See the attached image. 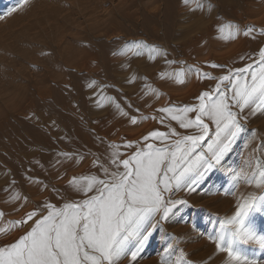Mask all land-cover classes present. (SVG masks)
I'll list each match as a JSON object with an SVG mask.
<instances>
[{
	"label": "rangeland",
	"instance_id": "374dc122",
	"mask_svg": "<svg viewBox=\"0 0 264 264\" xmlns=\"http://www.w3.org/2000/svg\"><path fill=\"white\" fill-rule=\"evenodd\" d=\"M63 1L73 5V9L67 6L60 12L62 16L67 15V20L57 22L45 38L39 39V43L62 44L65 59L60 55L54 56L48 64H38L35 68L31 61L18 63L7 77L18 80V89L14 92L4 86L3 79L0 82V96L6 98L0 108L1 114H12L10 118L7 115L0 117V185L15 181L14 194L22 198L19 202L12 200L8 191L0 196V201L4 199L6 203L0 202L6 210L2 218L5 228L9 220L21 218L45 198L57 206L62 204L64 201L52 192L53 186L64 192L67 181L73 176L86 174L85 170L103 178L102 173L92 166V160L97 155L103 158L108 143L122 145L132 140L142 145L141 138L149 131H167L169 119L160 123L161 114L157 111L160 107L198 103L195 97L200 91L215 84L213 80H200L193 74L184 84L177 85L168 76L161 77L159 74L173 73L180 65H166L163 56L149 59L147 50H126L123 45L136 39L157 44L167 50L168 59H183L189 64L199 62V66L204 71H211L213 76L224 74L225 70H213L206 61L231 62L232 67H243L253 58L258 59V49L264 46V34L254 33L245 37L241 32L235 39L223 41L219 31L221 26L229 23L238 24L242 29L246 25L264 28V0H246L241 6L227 0L226 7L223 0ZM13 2L0 0V15ZM209 2L214 6L211 10L206 8ZM198 4L205 7H198ZM9 17L5 16L2 24ZM93 35L97 39L91 50L88 49V42ZM77 39L80 43L76 44ZM137 51L141 54L137 55ZM241 54L249 59L239 60ZM60 60H66V69L56 66ZM5 62L10 63V58H6ZM17 70L20 71L19 77L16 76ZM28 79L32 80L30 91L38 94L44 92L41 82L45 83L48 79L45 95L51 98L50 101L33 104L14 102L12 93L23 94ZM61 79L67 80L63 87L59 85ZM152 88L157 89L160 95L154 96L150 91ZM109 96L116 98L129 117L116 114ZM131 116H137L135 124L130 122ZM245 123V131L237 136L222 163L198 182L195 191L177 194L176 198H182L187 203L178 205L165 222L169 229L177 228L181 241L173 259L180 251L195 264H222V259H226V254L215 251V245L207 234L219 227V219L235 212L239 197L259 191L244 181L233 187L231 177L234 170L243 166L245 158H249L253 166L256 160H264V113L255 114ZM171 125L178 131H184L174 121ZM97 137L103 138L104 143L101 144ZM149 142L153 141L150 139ZM61 151L76 152L84 159L65 160L63 164L55 165L57 153ZM119 151L126 158L135 151V145L131 149L121 147ZM28 177L32 180L29 181ZM81 198L79 195L72 197ZM201 204L203 211L198 212ZM177 216L180 218L173 223ZM248 222L258 234H264V202L259 211L250 213ZM30 225L31 222L14 228L5 237H11L15 230L18 236L22 235ZM161 236L159 230L154 232L135 264H161L156 259L157 254L167 246ZM240 250L257 260L258 264H264V249L242 244Z\"/></svg>",
	"mask_w": 264,
	"mask_h": 264
},
{
	"label": "snow or ice",
	"instance_id": "6c2138e0",
	"mask_svg": "<svg viewBox=\"0 0 264 264\" xmlns=\"http://www.w3.org/2000/svg\"><path fill=\"white\" fill-rule=\"evenodd\" d=\"M28 3L29 0H16L13 7L0 15V20ZM198 7L205 5L198 4ZM213 7L211 2L206 5L208 10ZM219 31L223 41L233 40L241 32L245 37L264 34V28L246 25L242 29L235 23L221 26ZM122 47L126 50L142 48L147 50L149 59L163 56L166 65H180L173 73L159 74L168 76L177 85L184 84L193 74L200 80H213L215 84L200 91L195 97L198 103L160 107L157 110L161 114L160 123L169 119L167 131H149L141 138L142 145L132 140L122 145L108 143L103 158L97 155L92 160V166L103 178L95 172L73 176L67 181L64 192L52 187V192L64 201L62 204L57 206L45 198L21 218L9 220L8 227H0L3 234L31 222L18 238L0 245V264H135L157 230L167 243L158 253L161 264H195L185 258L183 251L173 259L181 241L178 236L165 232L164 223L178 205L187 203L176 198L177 194L195 191L198 182L222 163L237 136L245 131V122L257 113H264V46L258 49V59L253 58L243 67H232L231 62L206 61L213 70H225L219 76L204 71L199 62L189 64L183 59H168L166 49L142 39ZM238 59L249 58L241 54ZM150 91L154 96L160 95L155 88ZM108 100L117 115L129 117L115 97L109 96ZM129 119L132 124L137 122V116ZM172 121L184 131L173 127ZM97 139L104 143L103 138ZM150 139L153 142L150 143ZM134 145L135 151L126 158L119 151L121 147L131 149ZM82 159L83 155L76 152L61 151L57 153L55 165ZM231 178L233 187L244 181L259 191L239 197L235 212L219 219V227L209 231L207 238L214 243L216 252L226 254L222 264H258L240 250V245L264 249V234H258L248 222L250 213L259 211L264 202V160H256L253 166L252 161L245 158L243 166L234 170ZM10 184L11 199L19 202L22 198L14 194L16 182ZM77 195L83 198L72 199ZM4 216L0 211V217Z\"/></svg>",
	"mask_w": 264,
	"mask_h": 264
},
{
	"label": "bare ground",
	"instance_id": "6f19581e",
	"mask_svg": "<svg viewBox=\"0 0 264 264\" xmlns=\"http://www.w3.org/2000/svg\"><path fill=\"white\" fill-rule=\"evenodd\" d=\"M246 0H233L232 4L236 6H241L245 4ZM248 1V0H247ZM11 2V1H10ZM16 0H14L13 4L11 3L10 7H13ZM225 3L224 6L227 3V0H223ZM57 4V5H56ZM142 4V3H141ZM73 9L72 4H66L63 0H29V3L20 9H18L16 12L12 13L7 20L2 24L0 20V82L2 79L5 81L4 86H7L12 92L16 91L18 89V83L17 79L9 80L7 77H9V74L11 72V68L17 65L18 63H22L26 61H31L33 65H45V63H49L52 61V58L54 56H61L63 59H65V51L64 47L60 43H53V42H44V44L39 43V39L49 34L51 29L54 25H56L57 22L64 23L67 18L65 16H62L60 12L67 8ZM144 7V5H142ZM226 7V6H225ZM229 10L231 9V6L228 4L227 6ZM61 15V16H60ZM97 36L93 35L91 36L89 40V48H93L95 42H96ZM75 43H80V39L75 40ZM241 49V46H238ZM80 49V48H79ZM78 51L81 52V49ZM245 50V49H244ZM247 50V49H246ZM243 51V50H241ZM241 51L239 53H241ZM6 58H10L11 62L7 63L5 62ZM56 66L60 69H66V60H60ZM35 68V67H34ZM16 76L19 77L20 71L17 70ZM32 80L28 79V82L25 83L24 86V93L21 95H16L12 93V99L14 102L19 101H27L29 104H33L35 102H48L51 98H49L47 95L48 91V84H46V81L49 82L48 79H45V83L41 82V87L44 90V92L38 94L33 93L30 91L32 87ZM67 84V80L61 79L59 80V85L61 87L65 86ZM42 90V91H43ZM2 92V86L0 84V93ZM5 96H0V108L3 106V103H5ZM4 101V102H3ZM0 109V117H4L7 115L8 118L11 117L12 114L10 112H4V115L1 114ZM86 174L87 170H85ZM83 173V172H82ZM11 187V184H5L0 185V196H2L3 192L8 191V188ZM182 194H186L183 192ZM1 202V201H0ZM5 203L4 199L3 202ZM0 203V211L6 212L5 207H3V204ZM6 204V203H5ZM197 211V210H196ZM203 211V206L198 207V212ZM197 212V213H198ZM196 214V213H195ZM197 217V216H196ZM4 217H0V227H3ZM180 218V216L175 217L173 220V223L177 221V219ZM164 230L167 233H172L176 236H179V233L177 234V228L176 229H169L168 225L164 224ZM6 233L0 234V245L2 243L13 241L18 237L17 230L14 231L11 237H9L8 240L5 237ZM162 239V236L160 238ZM178 248V247H177ZM159 262L160 256L157 254L156 258ZM158 264V263H157Z\"/></svg>",
	"mask_w": 264,
	"mask_h": 264
}]
</instances>
